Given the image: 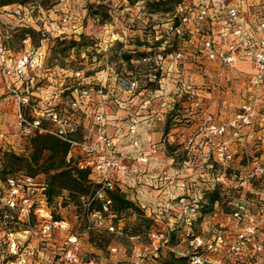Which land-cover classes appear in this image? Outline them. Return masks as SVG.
<instances>
[{
    "label": "rangeland",
    "instance_id": "obj_1",
    "mask_svg": "<svg viewBox=\"0 0 264 264\" xmlns=\"http://www.w3.org/2000/svg\"><path fill=\"white\" fill-rule=\"evenodd\" d=\"M182 1L189 0H15L0 5L3 9L0 11V32L6 44L18 52L42 43L50 21H58L64 13L78 11L69 21L60 22L58 29L45 41V61L40 71L29 70L21 83L20 80L13 82L15 86L19 84L21 95H28V103L21 106L27 118L30 119L36 110L49 107L62 114H81L79 107L74 110L68 103L75 98L80 104L84 103L79 87L86 85L92 87L93 98L87 99L83 121L94 126V115L101 113V123L114 139L118 156L130 149L129 125L133 121L137 124L134 135L137 136L138 128H141L142 137L151 134L156 151L150 156L142 148L147 157L145 161L130 154L120 156L125 170L118 173L115 169L114 177L121 184L125 197L134 204L117 213L120 232L87 227L78 196H71L67 189L50 198L53 216L69 222L66 232L54 229L50 236L43 237L34 217L20 221L14 211L0 208V264H17L22 259L24 264H42L46 258L61 261L68 233L77 236L72 249L80 261L92 258L97 264H131L133 247L148 245L151 231L156 232L163 243L159 252L161 264L180 255L187 256L181 264H192L191 232L212 242L214 249L204 251L211 259L209 264H226L235 258L226 248L240 226L232 216L235 199L247 202L255 218L257 240L264 249V126L254 122L247 129L250 136L243 142L229 134L213 139L230 142L234 153L229 160L217 158L207 131L209 123L228 120L248 101L255 105L258 113H264V86L255 90L249 84L253 74L249 61L244 63L238 59L225 65L208 60L199 52L197 36L190 27L184 26L181 32L170 28L176 21L175 7ZM241 3V7L249 8L247 20L264 13L261 0ZM18 5L22 7L21 14L13 15L11 11ZM30 27L32 30H26L29 35L26 38L25 29ZM202 28L210 36L211 31ZM69 36L80 42L71 46ZM158 38L162 39L160 44H156ZM123 51L132 52L130 61L123 58ZM77 70L83 75L80 79L83 84L74 76ZM48 72L53 73L51 79ZM59 78L63 79L61 86L56 82ZM132 81L135 82L132 88L122 86ZM52 83L63 88L57 97L52 96L53 88L49 87ZM17 119L16 97L0 76L2 165L5 151L30 155L32 149L33 135L23 134ZM146 121L151 122L152 133L147 130ZM43 124L50 126L48 120H43ZM84 133L88 132L82 127L72 136L80 140ZM120 139L123 142H118ZM47 155L46 152L42 157L43 166L51 164ZM80 158V148L74 145L72 164ZM133 167H137L136 172ZM34 169L25 165L2 174H27L47 183V173L40 170L30 174ZM245 170L253 174L242 186L233 179L232 173ZM165 184L173 186L170 191L173 195L169 197L176 199H189L195 189L201 194L200 216L190 228L169 219V212L164 210ZM137 187L143 188L144 206L138 202ZM177 187L184 189L177 191ZM215 190L219 197L211 203ZM36 247L40 252L35 251ZM254 257L251 254L241 258L247 263Z\"/></svg>",
    "mask_w": 264,
    "mask_h": 264
},
{
    "label": "built area",
    "instance_id": "obj_2",
    "mask_svg": "<svg viewBox=\"0 0 264 264\" xmlns=\"http://www.w3.org/2000/svg\"><path fill=\"white\" fill-rule=\"evenodd\" d=\"M243 0H189L179 2L175 7V17L179 24L175 27L177 32H181L184 26L190 27L198 39L199 52L208 60L217 61L221 64H232L237 58L249 61L253 68V74L249 79V84L255 90L264 86V13L247 20L245 14L246 8L241 7ZM261 6L264 7V0H261ZM3 11V9H0ZM21 5L12 9L13 15H20ZM249 11V10H248ZM77 9L64 13L60 19L52 20L49 23V31L43 38V42L37 46L25 48L19 53H15L8 48L4 41L3 34L0 32V76L4 81L5 87L12 92L17 100V123L20 131L25 135H35L42 132H50L70 143L67 153V160H71L72 149L74 145L80 148L82 158L77 159L75 165L80 169H88V178L96 183L95 189L90 193H81L78 195V202L81 211L87 221V227H96L102 231L120 232L117 224V212L112 208V192L118 186L114 177L115 169L124 172L125 165L121 162L120 156L130 154L137 157L138 160L147 159L145 152L141 147L139 138L134 135L137 130V124L133 121L129 125L131 136L130 149L126 153L118 156L116 153L115 141L112 139L103 123L102 114L94 115L95 127L88 133H84L82 139L73 138V134L78 129V123L71 113L62 114L56 109L36 110L29 119L21 110V106L28 103V96L21 95L14 81L22 79L29 67H34L40 63L44 56V44L49 38L51 32L59 27V23L69 21L77 14ZM248 13V12H247ZM11 14V13H10ZM214 22V23H213ZM215 25L222 27L221 38H217V29ZM211 31L210 36L202 28ZM8 32V30H6ZM219 33V34H220ZM223 39V40H222ZM223 41V42H221ZM202 55V56H203ZM74 76L80 80L83 78L80 71H75ZM79 82H83L80 80ZM135 85L132 81L129 85H122L130 89ZM81 96L89 95L87 87L79 89ZM80 100L75 98L71 101L72 107H78ZM43 120H48L50 126H45ZM254 122L264 126V113H258L255 105L248 101L241 105V111L235 116L230 117L222 123H209L207 131L209 141L213 152L219 160H229L233 157L231 144L227 140L215 141L213 139L229 134L231 138L244 141L250 136L249 129ZM92 134V136H90ZM264 136V133H262ZM210 155V153L208 154ZM2 163L0 161V208L14 211L20 221H29L35 218L38 222V228L43 237H48L54 229L68 231L69 222L64 218H55L52 214L53 205L46 195V183L37 181L32 175H3ZM137 167H133V172ZM97 176H93L94 173ZM252 172H233L232 177L239 185L244 186L247 180L252 176ZM201 194L193 193L189 199L180 198L176 205L168 208L176 209L174 220L181 222L183 226L191 227L192 223L200 216ZM232 216L237 223H240L236 236L228 242L226 252L235 258H231L226 264H264V255H262V245L257 240L255 234V218L249 212L247 202L243 199L232 201ZM12 235V233H8ZM189 234V232H187ZM150 242L148 245L134 246L130 256L131 264H159L160 237L156 232L149 233ZM189 244L192 246L191 263L209 264L204 251L213 250L211 241H205L200 235L191 232ZM67 247L63 251L61 261L53 259H44L42 264H97V262L88 258L80 261L72 246L77 243V236L74 233H68L65 237ZM14 245V243H13ZM115 250V247H111ZM14 252V249H11ZM36 252L40 249L36 247ZM184 254V253H183ZM253 254L255 257L247 263L241 257ZM150 260V262L148 261ZM236 260V261H235ZM240 260V262H238ZM23 259L17 264H24ZM213 262V261H212ZM216 262V261H215Z\"/></svg>",
    "mask_w": 264,
    "mask_h": 264
},
{
    "label": "trees",
    "instance_id": "obj_3",
    "mask_svg": "<svg viewBox=\"0 0 264 264\" xmlns=\"http://www.w3.org/2000/svg\"><path fill=\"white\" fill-rule=\"evenodd\" d=\"M13 1L15 0H0V5L9 4ZM158 2H163V0H158ZM175 18L176 21L173 22L170 28L175 29V27L179 24L178 18ZM26 30H32V28L30 27L25 29V31ZM27 32L28 31L25 32L26 38L29 37ZM68 38V42L71 46L80 42V39H76L73 36H69ZM4 41L6 42L7 40L4 39ZM161 42V38L156 39V44H160ZM7 46L8 48L13 49L9 45ZM121 55L127 61H130L133 56L131 51H123ZM31 147L32 149L30 155H21L15 153L14 151H5L2 172H13L17 168H22L25 165L35 168L33 171H30V174H35L40 170L46 172V195L48 199L59 194L64 189H67L71 196L74 197L81 193H87V191L92 192L95 189L97 184L90 181L88 178L89 170L80 169L75 164H72L71 160H67V153L70 148V143L68 141L61 139L53 133L42 132L32 136ZM46 152L48 153L46 158L49 157V160H51V164L49 166H43L45 161L44 159L42 160V157ZM110 196L113 201L112 208L117 213L134 206L132 201L125 197V194L119 187H116L112 192H110ZM218 197L219 193L215 190L213 192V196L210 198L211 203L217 200ZM186 260V255H180L179 257L172 258L169 262L163 264H181Z\"/></svg>",
    "mask_w": 264,
    "mask_h": 264
},
{
    "label": "crops",
    "instance_id": "obj_4",
    "mask_svg": "<svg viewBox=\"0 0 264 264\" xmlns=\"http://www.w3.org/2000/svg\"><path fill=\"white\" fill-rule=\"evenodd\" d=\"M248 12V13H247ZM245 14H249V11H248V9L246 8V11H245ZM214 23V22H213ZM23 24V23H22ZM21 24V25H22ZM214 26V25H213ZM214 28L215 29H217V31H216V33H217V38L219 39V38H221V33H220V31H222V27H220L219 25H215L214 26ZM220 33V34H219ZM45 46V45H44ZM15 53H19L18 51H16V50H14V49H12ZM21 52V51H20ZM239 59V62H246L247 60H245V59H242V58H237L236 59V61ZM243 60V61H242ZM44 61H45V55L43 56V58H42V60L40 61V63L38 64V65H36V66H34V67H29L28 69H27V72H26V74L22 77V79L24 78V77H26V75H27V73H28V71L29 70H34V69H36V70H38V71H40V69L42 68V66H43V64H44ZM248 62V61H247ZM250 65H251V63H250ZM251 68H252V65H251ZM253 69V68H252ZM65 70H63V72H64ZM66 72V71H65ZM49 73V75H50V77H49V79H51L52 78V75H53V73L52 72H48ZM68 73H65V75H67ZM22 79H20V82L19 83H21L22 82ZM53 79H55V78H53ZM19 81V80H18ZM55 82V81H54ZM56 82H58V86L60 85L61 86V84L63 83V79L61 78H59V81H56ZM79 83H82V82H79ZM17 84V83H16ZM83 84V83H82ZM15 85V84H14ZM17 86V88L19 87V84L18 85H16ZM57 85H55V84H53L52 83V85H49V87L51 88H53V89H51V91H53V95L52 96H54V97H57L58 96V94H59V92H62L63 91V88L62 87H58ZM81 87H87L88 89H89V95H87V96H84V99H81L84 103H81L78 107L80 108V110H82V112H83V110L85 109V107H87L88 105H87V103H88V97H91V99L93 98L92 96H91V94H92V87H89V86H86V85H83V86H80L79 87V89L81 88ZM77 88H75V90H76ZM48 90V89H47ZM19 91V90H18ZM72 92V91H71ZM96 93H98V92H96ZM23 95H26V96H28L27 94H23ZM98 95V94H97ZM96 95V96H97ZM100 95V94H99ZM98 95V96H99ZM81 97H83V96H81ZM90 103V102H89ZM68 106L70 107L71 106V101L68 103ZM98 106V105H97ZM99 106H101V102H100V104H99ZM72 107V106H71ZM52 107H49V108H41V109H38V110H42V109H44V110H47V109H51ZM74 110H77L76 108L77 107H72ZM78 108V109H79ZM101 108V107H100ZM54 109V108H53ZM82 112H81V114H75V112H70L71 114H72V116L75 118V120L77 121V123H78V129H82V127L84 128V130L86 131V132H90L91 131V129H92V126H89V125H87V123H85V121H83V117H82ZM146 128H147V130H149V132L150 133H152V124H151V122H148V121H146ZM140 129L141 128H138V133H137V137L139 138V141H140V143H141V147L142 148H144V149H146V152L150 155V156H152V155H154V153H156V151H155V149L153 148L154 147V145H153V140H152V135L151 134H146V137H142V135H141V131H140ZM77 132V131H76ZM138 134H140V136H138ZM78 140V139H77ZM118 142H123V139H120V141H118ZM118 173L120 172V171H118V170H116ZM115 174V173H114ZM93 176H97V173L95 172L94 174H93ZM116 180H117V178H116ZM117 183H118V186H119V188L121 187V184L118 182V180H117ZM165 186V192L167 193L166 194V196H167V198L165 199V201H164V206H165V208H164V210L165 211H167V212H169V214H168V217H169V219H174V213L176 212L175 210L176 209H171V208H168V203H169V206L171 205V203H173L172 205H176V203L178 202V200L180 199V198H184V197H180V198H175V197H169V196H171V195H173V194H170V191L171 190H173L174 188H173V186L172 187H170V185L169 184H165L164 185ZM178 189H177V191L178 190H182V189H184L183 187H177ZM121 189V188H120ZM135 190H136V196H137V198H138V202L142 205V206H144V204L145 203H143L142 202V200H143V196H144V193H143V188L141 189V188H135ZM193 191H194V189H192ZM153 191H155V190H153ZM198 193V194H200L199 193V191H198V189H195V191L193 192V193ZM153 194V193H152ZM175 198V199H174ZM153 202V205H154V201H152Z\"/></svg>",
    "mask_w": 264,
    "mask_h": 264
}]
</instances>
